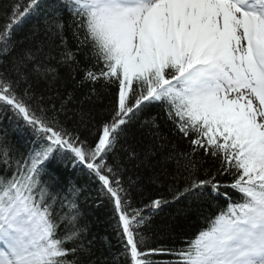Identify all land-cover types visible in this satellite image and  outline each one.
<instances>
[{
	"label": "snow or ice",
	"instance_id": "obj_1",
	"mask_svg": "<svg viewBox=\"0 0 264 264\" xmlns=\"http://www.w3.org/2000/svg\"><path fill=\"white\" fill-rule=\"evenodd\" d=\"M0 17V120L32 133L16 156L0 135V264H96L65 162L110 206L115 264H264V0H11ZM62 68L92 86L85 100L115 90L107 118L59 94ZM154 106L163 125L142 115ZM178 201L218 211L185 247H150L153 217Z\"/></svg>",
	"mask_w": 264,
	"mask_h": 264
},
{
	"label": "trees",
	"instance_id": "obj_2",
	"mask_svg": "<svg viewBox=\"0 0 264 264\" xmlns=\"http://www.w3.org/2000/svg\"><path fill=\"white\" fill-rule=\"evenodd\" d=\"M10 2L11 0H0V9ZM65 19L67 20V18ZM0 20H2V17H0ZM35 20L36 17H32V19L24 25L23 31L18 33V35H23L27 32ZM66 35L69 44L74 45L70 28L67 29ZM79 79V75H77L76 80L69 79L67 71L62 68L60 70V80L55 85V89H58L60 95L71 92L75 97L84 100L85 109L93 110L96 114L97 121L107 118L108 109L112 107V102L115 99V90L109 89L108 91H104L101 85H97L96 89L99 94V99H96V96L93 95L92 100L88 101L84 98L89 94V89L92 86L90 84L80 85L78 83ZM41 87L44 86L42 85ZM53 95H55V91H53ZM142 115L144 118L158 115L161 117V124L163 125L164 123L163 114L158 107L154 106L146 110ZM5 131L7 132L6 138L8 144L12 149V155H26L31 147V131L23 129L22 127L19 129L15 128L13 123L7 118L0 120V135H3ZM163 131L167 133L168 128L166 126L163 127ZM133 132L134 135L129 138L128 142L136 147L138 152H143L149 140L143 135L142 131L138 130V126L133 128ZM179 146L183 150L188 149L186 142H180ZM152 163L155 164V159ZM65 164L67 166H65ZM207 166L215 167L211 162H209ZM0 167H2V165H0ZM56 169L61 181L60 187L65 192L73 185L82 189L79 197L81 223L87 228V238L93 241V255L91 259L95 261L96 264H100L97 257L103 259L105 264H115L113 257L120 252L121 245L118 243L114 231V221L112 219L110 206L97 198V183L91 180L84 170H81L79 167L73 168L70 162L59 163L56 165ZM139 171L145 178L151 174V169L148 168H141ZM224 179L227 180L228 178L225 177ZM146 192L151 195H157L160 192L169 195L164 189H157L154 185H149ZM218 204L219 207H225V201L223 199H221ZM192 207L194 208L195 205H192ZM217 211L218 207L213 206L211 208H206L203 215H198L196 212L189 210L188 201H178L173 206H166L162 213L153 217L150 228L145 232V235L149 238L148 244L152 248L165 247L179 249L185 247V241L194 238L199 230L207 226V221L204 217L209 214H216ZM82 259L84 264H87V258ZM153 259L157 261V264H168V262H173L174 264L177 257L159 255L154 256ZM121 264H123L122 258Z\"/></svg>",
	"mask_w": 264,
	"mask_h": 264
}]
</instances>
